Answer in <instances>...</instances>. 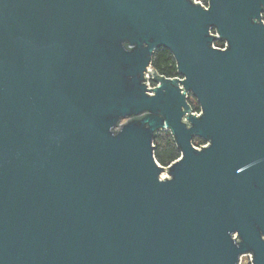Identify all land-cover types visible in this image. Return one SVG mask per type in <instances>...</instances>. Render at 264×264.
<instances>
[{
    "label": "water",
    "instance_id": "95a60500",
    "mask_svg": "<svg viewBox=\"0 0 264 264\" xmlns=\"http://www.w3.org/2000/svg\"><path fill=\"white\" fill-rule=\"evenodd\" d=\"M263 11L0 0V264H264Z\"/></svg>",
    "mask_w": 264,
    "mask_h": 264
},
{
    "label": "trees",
    "instance_id": "16d2710c",
    "mask_svg": "<svg viewBox=\"0 0 264 264\" xmlns=\"http://www.w3.org/2000/svg\"><path fill=\"white\" fill-rule=\"evenodd\" d=\"M262 19L264 20V11L262 13ZM215 44L217 46H223L224 41L216 39ZM152 66L162 76L175 77L178 76L177 62L173 53L167 47H160L153 55ZM189 102L193 111H200V104L194 97L189 96ZM196 144H204L205 141L201 138L195 139ZM155 157L162 165H169L174 160L178 159L181 155V150L178 147L173 134L169 130H160L156 133L155 140Z\"/></svg>",
    "mask_w": 264,
    "mask_h": 264
},
{
    "label": "built area",
    "instance_id": "2783aa9c",
    "mask_svg": "<svg viewBox=\"0 0 264 264\" xmlns=\"http://www.w3.org/2000/svg\"><path fill=\"white\" fill-rule=\"evenodd\" d=\"M194 2H200L204 7H206V8H208V6H209V0H193ZM213 32V34H218L217 33V31L216 30H213L212 31ZM227 42L226 41H224V45L223 46H217L216 44H215V42H214V45H215V47H220V48H226L227 47ZM151 67H152V64L150 65ZM146 75L147 76H149L148 78H147V81H146V83H147V86L149 87V88H152V87H156L157 85H158V82H155L154 80H153V75L151 74V71H147L146 72ZM175 77H181L182 78V76H180V75H178V76H175ZM190 96V95H189ZM195 113H198V114H201V110L200 111H194ZM202 145H206L205 143L204 144H202ZM201 145V146H202ZM201 146H199V147H201ZM168 166V165H167ZM166 175V174H165ZM169 176V174H167L166 176H164V172H163V174H162V177L163 178H165V177H168ZM237 236V235H236ZM235 236V237H236ZM247 254H249L250 255V257H251V263L253 264V258H252V254L251 253H247ZM244 255V254H243ZM243 255L241 256V260H240V263L239 264H242V257H243Z\"/></svg>",
    "mask_w": 264,
    "mask_h": 264
},
{
    "label": "rangeland",
    "instance_id": "374dc122",
    "mask_svg": "<svg viewBox=\"0 0 264 264\" xmlns=\"http://www.w3.org/2000/svg\"><path fill=\"white\" fill-rule=\"evenodd\" d=\"M190 96H191V97H194V96L191 95V94H190ZM194 98H195V97H194ZM195 99H196V98H195ZM196 138H201V137H195V138H194V144H195L196 146L199 147L200 144H199V145L196 144V141H195ZM201 139H202V138H201ZM205 143H206V142H205ZM164 173L167 175V174H168L167 170L164 171ZM242 264H252V263H251V257H250L249 254H244V255H243V257H242Z\"/></svg>",
    "mask_w": 264,
    "mask_h": 264
},
{
    "label": "bare ground",
    "instance_id": "6f19581e",
    "mask_svg": "<svg viewBox=\"0 0 264 264\" xmlns=\"http://www.w3.org/2000/svg\"><path fill=\"white\" fill-rule=\"evenodd\" d=\"M164 176H166L165 173H164Z\"/></svg>",
    "mask_w": 264,
    "mask_h": 264
}]
</instances>
